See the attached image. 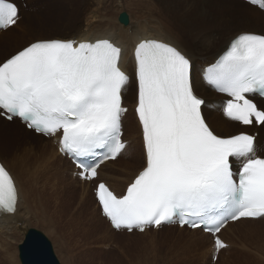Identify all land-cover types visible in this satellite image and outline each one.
Returning <instances> with one entry per match:
<instances>
[{"label": "snow or ice", "instance_id": "obj_1", "mask_svg": "<svg viewBox=\"0 0 264 264\" xmlns=\"http://www.w3.org/2000/svg\"><path fill=\"white\" fill-rule=\"evenodd\" d=\"M264 10V0H249ZM19 10L0 0V29L16 24ZM136 114L144 164L122 194L100 181L95 195L116 230L144 232L179 223L214 237L215 253L229 221L264 219V157L245 131L220 134L205 119L193 62L177 46L155 38L135 48ZM122 48L109 38L38 39L0 62V115L57 137L59 151L73 157L83 180H94L107 160L128 147L123 139L124 92L130 82ZM204 80L226 99V118L264 126V34L243 32L203 69ZM19 189L0 163V214H15ZM214 253V254H215Z\"/></svg>", "mask_w": 264, "mask_h": 264}, {"label": "bare ground", "instance_id": "obj_2", "mask_svg": "<svg viewBox=\"0 0 264 264\" xmlns=\"http://www.w3.org/2000/svg\"><path fill=\"white\" fill-rule=\"evenodd\" d=\"M225 1L230 2V3L232 2L236 5L241 4L243 7L247 8L248 9L247 11H249L254 16L253 19L248 18V19L242 20V21H249V23L251 24V22L253 20L256 21L260 17H264V13L262 10L260 11L258 8H255V7L249 5V4H247L241 0H225ZM101 2H102V0H101ZM198 5H199V7H198ZM118 6L123 8V6H126V5H125V3L124 4L118 3ZM118 6H117V9L115 12H111L109 10L110 11L109 14H105L107 17H109V19L107 17H105V15L99 16L100 14H97V16H99V17H95V18H93V20L91 22H89V25H88L89 29L88 30H83L82 28L78 31L70 29L71 30L70 33H72V34H70L69 37L64 36L60 39H67L68 38V39H75V40H81V41H83V40L94 41L96 39L109 38L122 48V61H121L122 67L128 73L130 79L131 78L134 79L135 84H136V95H135L136 97L134 99V103L130 104L129 101H127L125 103V100H124V105L128 109V111L124 114V118H123V131L125 128V131L127 133V134L123 135V139H125L127 141V144H128L126 151L133 150V152L135 153L136 149L139 147V142H141V146H142V132H141L139 120H138V117H137V114L135 111L136 103H137L135 48H136L138 42L143 38H155V39H160V40H163L166 42H170V43L174 44L175 46H177L178 48H180L193 62V80H194L195 90L197 92V91H201L203 89L202 94H199L198 92H197V94L200 95L201 97H204V94L206 93L208 86L206 85V83L202 79L203 69H205L211 63L215 62L217 57L225 49H227V47L229 45L228 43H230V41L234 37H236L238 34L243 33V32H254V33H256V30L255 29L250 30V29L235 28V26H233L231 23L230 17L228 16V12H225L221 7L214 4V2L212 0H203L201 4H198L195 0H138L137 2H135V6H134L135 9L133 10V15H131V17L129 16L130 22L127 25L121 23L120 21L119 22L117 21V20H119L120 14L123 13V12H121L118 16V12H117L119 9ZM17 7L19 10L18 5H17ZM18 15H19V13H18ZM22 18H23V15H19V18H18L16 24L14 25V27L19 25V24H23L22 21L24 20L25 17L23 19ZM214 20L217 21L221 27H219V26L218 27H212V23ZM198 21L204 23V26L202 29L199 26ZM214 26H216V25H214ZM12 27L13 26H11L7 29H4V30H0V32L5 33V31H7L9 33L12 30ZM212 29L213 30L214 29L223 30V32H224V29H227L229 31H227L226 34H223V32H221V31H218V32L212 31ZM72 31H74V32H72ZM214 33H218L221 37L220 39H222V40L217 39V37H215L213 35ZM67 34H69V32ZM65 37H67V38H65ZM53 38H55V37L53 36ZM43 39H47V38H43ZM5 44H6V42H3L1 39L0 50L4 47ZM218 45L220 46L219 49H217ZM20 49H22V48H19L18 50H20ZM18 50L9 54L5 58H3V60L8 58L12 54H15ZM212 53H214V54H212ZM199 68H201L200 70H202V72L200 73V75H201L200 81L203 84L204 88H202V86L199 82L195 81L196 80V78H195L196 71L199 70ZM129 85H130V83L127 85L125 90L128 89ZM212 97H214L216 99L217 98L222 99L221 101L217 100V103L218 102L222 103L225 99L224 96L217 94L215 92L212 95ZM217 103H216V106H217ZM221 103L220 104L218 103V107L221 105ZM259 105L260 106L264 105V103L260 102ZM205 109L206 108L202 107V111H203L204 115L207 114L208 111H210V110H206V112H205ZM132 110H133V115H135L136 122H137L138 126L135 125L134 121L131 118ZM216 111H217V107H214L213 112H216ZM209 117L210 116L207 115V118L205 116V119L210 124V126L213 127L210 120H209L210 119ZM220 117L222 119H224L225 123L227 122L228 125L225 123H220V120H218V119H216L213 122V124L216 127L221 126V128H222L221 132L224 130V132L222 134H228L233 129H237V131L234 133H237L239 131H245V132L249 133L248 129L253 127L254 132L249 133V134L254 135L256 137V141H257L256 147H257V145L259 144V139H257V136L259 135V128H257V126L253 125L252 127H244V126L239 125L236 122L237 126L242 128V129H238L235 126L233 127V124L235 122L230 121L225 116L220 115ZM4 119L2 121V119L0 118V124L4 125L6 127L12 128L13 124L9 123L11 121L7 120L8 122H6L5 121L6 119L5 120ZM14 121L15 120H13L12 122H14ZM137 127L139 129V133L137 131L132 132L133 130H136ZM221 132H220V134H221ZM34 134H36V133H34ZM137 135H140L141 141H139ZM41 136H43V135L37 134L34 136L35 139H38V140H36L37 141V147L33 146L32 148H34V147L35 148H34V150H31L32 155H33V159H34V163L27 162L24 156L16 157V159L12 158L14 161H12L11 163L4 161L2 158H0L2 163L10 170L11 174L13 175V177L17 183V186L19 189V196H20L17 212L15 214H9V215H5L3 217H0V248H2L4 250V257H8V259H9V262H7V263L12 262V264H13V262H15L12 244L10 241L14 238L13 234L18 229L17 228L18 227V221L21 219L22 214H23V209L25 207L30 206L28 209H29L31 215H28V214H26V215L30 216V218L33 217L34 220H37L42 224L47 225L49 227V229H46V231L50 235L56 234V230L59 229L58 225L61 222H63V224H62L63 226L65 223H69V225H70L69 229L71 230V228H72V231H75L74 228H76L77 230H79L81 232V234L84 236V238H86V236L88 234H90L91 226L93 227V225L90 224L87 220H83L85 217L82 215L80 217L64 219L62 217L60 211H59L60 208L63 207V205L60 203L58 204L57 202L50 201V200L47 203L45 202L44 204L42 203V201H40L42 204L40 202H36L35 196L33 193L35 187L33 188V186H32L33 185L32 182H34V181H32L33 174L28 172V167L34 165V167H33L34 170L36 172H40V170L43 168V166H46L47 165L46 163H49L51 161H56V162L60 163L61 165L63 163H65L66 166L63 167V172L65 169H67L71 178L77 179L79 184H85L86 187L84 189H82L81 187L78 188L81 193L82 192L86 193L88 191L87 189L91 187V184L95 181L97 182V180H99L102 177L101 180L106 181L107 184L110 186V188H112L118 194H122L126 190L127 185L134 179L135 175H137L138 172L140 170H142V167H143V166L140 167L136 171H134V169L131 171L132 168L131 169L129 168L127 170L128 174L124 178L121 176H117V179L114 181L108 180V177H107L108 174L103 169L105 167L113 165V163L120 160V158H121V155H120L115 160H109L108 162L101 164V166L99 168V173H98L99 176L97 179H94L93 181H84V180L80 179V177L78 175L74 174V171L76 170L74 164L66 156H63L60 154V152L58 151L57 145H55L53 143V140L51 138H46L43 136L44 138L48 139L49 142L52 144L51 146H48V143L44 139H42ZM129 141H130V143H129ZM142 149H143V147H142ZM138 150H139V148H138ZM15 151H17V149ZM138 153L141 154L140 150L138 151ZM258 155L263 156L261 154H258ZM56 158H59L60 160H58ZM70 163L72 164V170L68 169V164H70ZM103 177H105L106 180ZM122 181H124V184L120 183ZM72 182L74 183L73 180H72ZM55 185L56 184L54 183L53 186H55ZM61 187H62V185H61ZM41 190L43 192V189H41ZM59 192H58V196H59ZM47 193H46V196H47ZM67 194H69V193H67ZM61 197H59L58 199H60ZM75 198H77V197H75ZM68 199H70V197ZM40 200H41V198H40ZM57 201H59V200H57ZM61 202H62V200H61ZM36 203H39V205L43 206V207L45 205L48 208V210L45 208L42 209L41 207L40 208L36 207ZM83 203H84V198L81 196V203L79 204V207H78V209L81 212L84 211L83 210ZM99 210H100V214H101L100 206H99ZM105 219H106V217H105ZM257 220L262 221L263 219H255V220L241 219V220L237 221L236 223L229 224L225 229L222 230V236L226 240V242L229 243V246L226 249H222L220 251V254L218 257L219 258L218 262H220V264H230V262H227V261L225 263H223V260H224L223 254L226 252L230 253L232 251L229 249L230 247L235 248L236 242L232 239L233 236L238 235L239 239L241 240V242L245 248H248V246L250 245L249 242H251V241L257 242L256 240H258V239H255L254 237L259 236L261 238L262 236H264V224H263V226L256 224L255 222ZM98 222H99V224H102L101 222L104 223V221L102 219H99ZM246 224H249V225H246ZM109 227L111 229H113L114 232L116 231L114 228L111 227L110 223H109ZM28 228H30V227H24L23 231L28 229ZM171 229H176L178 233L188 234L186 242H185V244H183V245H185V248L178 255V257L179 256L180 257L181 256H183V257L187 256L188 260H192L193 258L190 256H193L194 260H197L199 258H201V260H204V259L206 260V259L210 258L209 256H211L212 259L215 256H217V253H215V248H214L212 236L207 234V233H204L201 229H194L193 230V229H189L187 227L181 228L178 225H171V226H166L162 230H171ZM151 231L156 232L159 230L149 229V230H146L144 233H140V234H146V233L151 232ZM116 232H118V231H116ZM228 232H231L232 236L229 235ZM120 233H122V232H120ZM134 233H138V232H134ZM108 234H109V228L106 231V235H105L106 241L109 239ZM24 235H25V233H24ZM123 236H124V234H123ZM127 236H130V235H127ZM126 238L127 237H125L124 239H126ZM205 240H208V243H207V245L204 246L203 243ZM124 245H125V243H124ZM180 246H182V245H179V243H177L175 247L178 248ZM18 248H19V246H18ZM263 249H264V247L260 246V245H259V248H257V252H260L259 256H262V254L264 255ZM233 253L241 256L243 258V260L250 258L251 260L256 261V264L259 263V259H257V258H261V257L251 258V256L248 255V253H241V251L233 252ZM262 259H264V258H262ZM156 260L151 259V260L147 261V263L148 264H155ZM166 263H167V261L165 262V264ZM21 264H22V262H21ZM104 264H110V263L108 261H106V262H104ZM139 264H142V263L139 262ZM217 264H219V263H217Z\"/></svg>", "mask_w": 264, "mask_h": 264}, {"label": "rangeland", "instance_id": "obj_3", "mask_svg": "<svg viewBox=\"0 0 264 264\" xmlns=\"http://www.w3.org/2000/svg\"><path fill=\"white\" fill-rule=\"evenodd\" d=\"M12 1L15 3L17 2V5L19 6V15H23V18L24 17L25 18L22 21L23 24H19L15 27L13 25L12 30L9 33L7 31H5L6 34L0 32V41L2 39L3 42H6L4 47L0 50V62L3 60V58L8 56L9 54L15 52L19 48L26 47L28 44L32 43V41L34 42V40L36 41L37 39L40 38L41 39L53 38V36L55 38L58 37L62 38L64 36L69 37V35L72 34L70 33L71 31L70 29L78 31L82 28L83 30H88L89 22H91L93 18L104 16L105 14H109L110 11L115 12L118 3H123V4L125 3L126 5L123 6V8L118 6L119 7L117 11L118 16L121 12L126 11L131 17V15H133V10L135 9L134 8L135 2H137L138 0H102V2L101 0H12ZM195 1L198 4H201L203 0H195ZM212 1L214 2V4L221 7L225 12H228V16L230 17L231 23L233 26H235V28L250 29V30L255 29L257 34H264V17H260L256 21L253 20L250 24L249 21H242V20H246L248 18L253 19L254 16L249 11H247L248 10L247 8L243 7L241 4L236 5L232 2L231 3L226 2L225 0H212ZM97 14L100 15L97 16ZM105 17L107 16L105 15ZM107 18L109 19V17ZM117 21L119 22V20ZM198 23L202 29L204 23L199 21ZM213 23H212V27H218V26L221 27L217 21L214 20ZM212 31L223 32V30H219V29H214V30L212 29ZM227 31L229 30L224 29L223 34H226ZM68 32L69 34H67ZM213 35L217 37V39L221 38L218 33H214ZM219 47L220 46L218 45L217 49H219ZM200 69L201 68H199V70L196 71L195 81L199 82L202 88H204L203 84L200 81V76H201ZM129 83L130 85L128 89L125 90L124 92V100L125 103L129 101L130 104H133L134 99L136 97L135 96L136 84L133 78L130 79ZM197 92L199 94H202L203 89ZM213 94L214 91L210 87H208L206 93L204 94V97H202L206 102L203 107L206 108L205 112L206 110H210L207 112V114H205V116L206 118L207 115L210 116L209 120L213 128L218 133H220L222 130L221 126L216 127L213 124V122L216 119H218L220 120V123H225V120L220 117V115L224 116V114L221 108L218 107V103L220 104L221 102L217 103V100L221 101L222 99L220 98L216 99L212 97ZM214 107H217V111H216L217 113L213 112ZM0 118L3 121L4 118L1 116ZM131 118L134 121L135 125L138 126L135 115H133V110H132ZM5 121L8 122L7 120ZM14 122L12 123L9 122L13 124L12 128L0 124V158H2L4 161L11 163L12 161H14L12 158L16 159V157L24 156L26 161L31 163L34 160L31 150H34V148L37 147L36 140L38 139H35L34 137L37 134H34L33 131L26 129V127L23 126L18 120L17 122L16 120ZM225 124L228 125L227 122ZM234 126L237 127L238 129H242L239 126H237L236 122L233 124V127ZM136 131L139 133L138 127L136 130H133L132 132H136ZM236 131L237 129H233L228 134H234V132ZM248 131L249 133H253L254 132L253 127L249 128ZM223 132L224 130L221 132V134ZM124 134H127L125 128H124ZM137 136L139 141H141L140 135ZM41 137L48 143V146L52 145L48 139L44 138L43 136ZM257 139H259V144L257 145L256 154L264 155V126H261L259 128V135L257 136ZM33 146L35 147L32 148ZM138 148L141 154L138 153L139 151ZM138 148L136 149L135 153L133 152V150L125 151L121 155L120 160L113 163V165H110L103 169L108 174L107 175L108 180L114 181L117 179V176H121L124 178L125 176H127L128 174L127 170L129 168L130 169L132 168L131 171L133 169L134 171H136L137 169L143 166L144 157H143V149L141 146V142H139ZM16 149L17 151H15ZM57 159L60 160L59 158ZM62 166L63 167L66 166L65 163H63ZM68 169L72 170L71 163L68 164ZM105 177L103 178L105 179ZM68 178H70V176ZM72 180L74 181L76 187L78 188L81 187L82 189L86 187L85 184H79L77 179L72 178ZM120 183L124 184V181ZM93 188H94V184L87 189L88 191L86 193L83 192L81 193V196L84 198V203H83L84 211L81 212L78 209L80 214L85 217L83 220H87L90 224L93 225V227L91 226L90 234L87 235L86 238H84L81 232L76 228H74L75 231H72V228L70 230L69 223H65L63 226L62 225L63 222L60 223L61 225L60 224L58 225L59 229L56 230L57 235L56 234L50 235L46 231V229H49L47 225L42 224L39 221L34 220L33 217L30 218V216L26 215V214L31 215L28 209L30 206L25 207L23 209L22 217L18 221V227H17L18 229L15 231L14 233L15 235L13 234L14 238L10 241L12 244L14 261H15L13 262V264H21L18 246L23 242V239L25 238L24 235L25 230L23 231L24 227H34L43 231L52 242L55 253L58 259L60 260L61 264H104V262L106 261H108L110 264H139V262L142 264H148L147 261L151 259L154 260L157 259L155 261L156 262L155 264H165L166 261H167L166 264H217V263L220 264V262H218L219 258L217 261H214L211 256H209L210 258L206 260L205 259L201 260V258L194 260L193 256H190L193 258L192 260H188L187 256L178 257V255L185 248V245L183 244H185L188 234L178 233L176 229H171V230L161 229L159 231L156 232L151 231L146 234L126 233V232L120 233L116 231L114 232V230L109 227V222L107 221V219H105V217L101 216L100 214L99 205L97 204L93 192ZM99 219H102L104 223L101 222L102 224H99L98 222ZM255 223L263 226L264 219L262 221L257 220ZM108 228H109V234H108L109 239L106 241L105 235ZM228 234L232 236L231 232H228ZM125 237L127 238L124 239ZM254 238L258 239L256 240L257 242L251 241L249 242L250 245L248 246V248H245L241 240L239 239L238 235L233 236L232 239L236 242V246L235 248L234 247L229 248L230 250H232L230 253L226 252L223 254L225 260V261L223 260V263L227 261L230 262V264H256V261L251 260L250 258L243 260L241 256L233 253V252L241 251V253H248V255H250L251 258L261 257V258H257L259 259V263L257 264H264V259H262L264 258V255L262 254V256H259L260 252H257V248H259V245L264 247V236H262L261 238L259 236H256ZM176 242L182 246L178 248L175 247L177 244ZM124 243L126 246L124 245ZM207 243L208 240H205L203 245L205 246L207 245ZM0 249L2 250V251L0 250V264H6L7 262H9V259L8 257H4V250L2 248ZM7 264H12V262Z\"/></svg>", "mask_w": 264, "mask_h": 264}, {"label": "crops", "instance_id": "obj_4", "mask_svg": "<svg viewBox=\"0 0 264 264\" xmlns=\"http://www.w3.org/2000/svg\"><path fill=\"white\" fill-rule=\"evenodd\" d=\"M31 163H34V160ZM46 164L47 165L46 166H43V168L40 170V172H36L34 170V168H33L34 165L33 166H30L29 165L31 168L28 167V172L33 174L32 181H34V182H32V184H33L32 186H33V188L35 187L34 188V192H33L34 193V196H35V201L36 202L42 201V203L44 204L45 202L47 203L50 200V201H55L58 204L59 203L62 204L63 207L60 208L59 211H60V213H61V215H62V217L64 219L74 218V217H80L81 214L78 211V207H79V204L81 203V192L78 189V187H76L75 184L72 182V180H71L72 178L71 177L68 178L70 175H69L67 169L64 170V172H63V166L60 163L55 162V161H51V162L46 163ZM53 182L56 184L55 185L56 187L53 186L54 185ZM61 185H62V187H61ZM41 189H43V192L44 193L42 192ZM58 192H59V196H58ZM46 193H47V196L48 197L46 196ZM67 193H69V194H67ZM39 197L41 198V200H40ZM59 197H61V198L58 199ZM69 197H70V199H68ZM75 197H77V198H75ZM57 200H59V201H57ZM61 200H62V202H61ZM36 207H39V208L41 207L42 209L45 208V209L48 210V208L45 205L43 207V206H40L39 203H36Z\"/></svg>", "mask_w": 264, "mask_h": 264}, {"label": "water", "instance_id": "obj_5", "mask_svg": "<svg viewBox=\"0 0 264 264\" xmlns=\"http://www.w3.org/2000/svg\"><path fill=\"white\" fill-rule=\"evenodd\" d=\"M119 21L129 24V14L126 11L121 13ZM19 257L22 264H61L50 239L34 227L25 230V238L19 245Z\"/></svg>", "mask_w": 264, "mask_h": 264}]
</instances>
